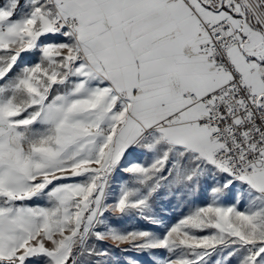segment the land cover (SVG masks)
Segmentation results:
<instances>
[{"label":"snow or ice","instance_id":"6c2138e0","mask_svg":"<svg viewBox=\"0 0 264 264\" xmlns=\"http://www.w3.org/2000/svg\"><path fill=\"white\" fill-rule=\"evenodd\" d=\"M0 264H264V0H0Z\"/></svg>","mask_w":264,"mask_h":264}]
</instances>
